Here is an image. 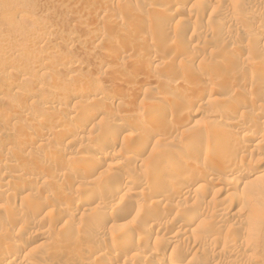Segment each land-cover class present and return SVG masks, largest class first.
Masks as SVG:
<instances>
[{
    "label": "rangeland",
    "instance_id": "1",
    "mask_svg": "<svg viewBox=\"0 0 264 264\" xmlns=\"http://www.w3.org/2000/svg\"><path fill=\"white\" fill-rule=\"evenodd\" d=\"M88 80L102 102L75 97ZM75 112L90 125L66 138ZM228 126L222 158L242 169L164 194L179 177L160 155L196 165ZM263 133L264 0H0V264H264V177L246 183Z\"/></svg>",
    "mask_w": 264,
    "mask_h": 264
},
{
    "label": "bare ground",
    "instance_id": "2",
    "mask_svg": "<svg viewBox=\"0 0 264 264\" xmlns=\"http://www.w3.org/2000/svg\"><path fill=\"white\" fill-rule=\"evenodd\" d=\"M184 6V5H183ZM182 5H180V7H183ZM179 7V8H180ZM165 20V18L163 19V21ZM162 21V22H163ZM26 48V47H25ZM247 54H249L248 53V50L246 49V48H244V47H241V48H239L238 49V51H237V53H236V55L238 56V57H241V56H244L245 57V55H247ZM235 55V56H236ZM119 65H122L123 63L125 64V62L122 60V61H118L117 62ZM245 67V66H244ZM246 68V67H245ZM242 69H244V68H242ZM199 73V72H198ZM125 74V73H124ZM200 74V73H199ZM196 75H197V73H196ZM68 77V76H67ZM130 78V77H129ZM126 80H128V78L127 79H124V80H122V84L123 83H125L126 82ZM130 80V79H129ZM90 81V82H89ZM92 80H88V83L89 84H84V86L83 87H81L79 90H78V93L75 95V97H81L80 95H86V97L87 96H91L92 97V99L90 100V101H93L94 103H95V101H101L102 102V98L101 97H98V94H97V85H95L94 83L93 84H91L92 82H91ZM86 82V81H85ZM62 84V83H61ZM60 84V85H61ZM174 85V84H173ZM172 85V86H173ZM64 86V85H63ZM118 87V86H117ZM122 88V87H121ZM101 91V90H100ZM77 92V91H76ZM100 94L102 95V93L100 92ZM71 95V94H70ZM96 95V96H95ZM101 95H99V96H101ZM169 95V96H168ZM168 97H173V98H179V97H181L182 95H183V90L182 89H180V88H170L169 89V91H168ZM115 96V95H114ZM85 97V96H84ZM88 97V98H89ZM167 97V98H168ZM66 98V97H65ZM118 98V97H117ZM183 98H185V97H183ZM182 98V99H183ZM73 99H74V97H73ZM120 99V98H119ZM189 99V98H188ZM187 100V99H186ZM191 100V102H192V99H190ZM87 101H89V100H87ZM188 101V100H187ZM92 102V103H93ZM125 102V101H124ZM196 102V101H195ZM93 103V104H94ZM110 103V102H109ZM130 102H128V104H129ZM111 104H113V103H111ZM88 105V104H87ZM86 105V106H87ZM123 105V104H122ZM89 106V108L91 107V103L88 105ZM93 106V105H92ZM98 106H96V108H97ZM125 107V106H124ZM134 107V106H133ZM93 108V107H92ZM92 108H90V109H92ZM123 108V107H122ZM61 109V108H60ZM114 110V109H113ZM126 110V109H125ZM128 110H131V109H128ZM112 111V110H111ZM85 112H86V110H85ZM92 112V111H91ZM93 112H96V110H93ZM130 112V111H129ZM163 113V112H162ZM162 113H160L159 114V116L157 117V119H160L161 117H162ZM90 114V113H89ZM79 115H80V113H79ZM95 115V114H94ZM217 115H219V114H217ZM81 116V115H80ZM87 116V115H86ZM93 116V115H92ZM78 113H73V115H71V116H69V117H65V120H64V124L61 126V128L59 129L60 130V134H62L63 136H67V135H69L70 136V134L72 133V135H73V131L75 130L76 132H74V134L76 133V134H78V135H81V133L82 132H87L86 131V129L89 127V119H88V117H87V119H81V123H80V125H78V129H77V127L76 126H74L75 124V121L74 120H77V123H78ZM91 117V116H90ZM219 117H221L222 118V114L221 115H219ZM224 117V116H223ZM81 118V117H80ZM79 118V119H80ZM115 118V117H114ZM118 118V117H117ZM154 118H156V116H154ZM112 119V118H111ZM112 120H114V119H112ZM133 120V119H132ZM135 120V119H134ZM80 121V120H79ZM220 121H221V119H220ZM218 119L217 120H215L214 122H213V124H212V127L214 128V127H217L218 125H219V122H220ZM110 122V121H109ZM112 122V121H111ZM129 122V121H128ZM159 122V121H158ZM248 122H249V120H248ZM120 123V122H119ZM160 123V122H159ZM236 123V122H235ZM123 124V123H122ZM129 124V123H128ZM233 124H234V122H233ZM262 124H263V122H262ZM125 125V124H124ZM130 125V124H129ZM128 125V126H129ZM155 125V124H154ZM221 125V124H220ZM244 125V124H243ZM80 126V127H79ZM157 126V125H156ZM159 126V125H158ZM72 127H76V129H74L73 131L71 130L72 129ZM134 127V126H133ZM220 127V126H219ZM218 128V127H217ZM263 128V127H262ZM91 129V128H90ZM123 129H124V127H123ZM157 129V128H156ZM59 130H58V132H59ZM85 130V131H84ZM128 130H129V128H128ZM152 130V129H151ZM260 130V129H259ZM72 131V132H71ZM147 131H149L148 129H147ZM158 131V130H157ZM226 133H224V134H222L223 136L222 137H218L216 140L218 141L216 144L215 143H213L214 144V146H211V145H209V144H205L204 143V145L202 146V144H201V146L203 147L202 148V152H201V156L199 157L200 159H199V161L200 160H202L204 157H206V156H209V157H213V158H217V159H219V161L218 160H214V162L213 161H209L211 164H213L212 166H213V168H212V170H207V169H205L204 167H203V165H201L202 163H200L198 160V162L200 163V164H198V162H197V164L195 165L194 164V162H193V160H192V158H194V157H186L185 159L184 158H182V155H180L179 154V152H169V150H167L168 152H166V153H164V154H161L160 156L161 157H159L158 159L159 160H161V162L163 161V165L161 166L162 167V169L166 172V174L168 175V177H172V175L171 174H174V175H177V178H178V180L177 181H170L169 183H167L168 185H167V188L165 189V191H164V194L166 193V192H169V193H167L168 195L169 194H171L170 193V191L171 190H174L177 194H178V197L180 196V198L182 199H186L187 200V198H190V197H197V195L200 193L199 191H200V187L202 186V184H201V186L198 188V190L199 191H197V189H196V187H195V189H192L191 187H190V184L191 183H194V182H197V181H199V179H200V177H203L202 179H205V180H207L208 182L209 181H214L215 180V174H214V171H215V168L217 167H219L220 168V170L219 171H221L222 170V172L223 171H227V172H233L235 169H238V171H240L241 169H242V162L241 161H237V159L236 158H229V159H226V158H222L223 156H222V152H223V144H222V139L224 140V138H225V136H228L229 135V133H231V135L235 132V130L233 131V128L231 127V126H228L227 128H226ZM119 132V131H118ZM120 132H123V131H120ZM119 132V133H120ZM152 132V131H151ZM233 132V133H232ZM131 133V132H130ZM149 133V132H148ZM158 133V132H157ZM75 134V135H76ZM153 135H154V133H152ZM152 134H149V136L151 137L152 136ZM156 134V133H155ZM160 134V133H159ZM158 134V135H159ZM221 135V134H220ZM238 135V134H237ZM236 135V136H237ZM242 136H240V137H242V138H245V139H247L248 137H249V134H247L246 132L244 133V134H241ZM258 135V134H257ZM256 135V136H257ZM60 136V135H59ZM65 136V137H66ZM77 136V135H76ZM139 136V135H138ZM261 136V135H260ZM263 136H264V133H263ZM84 137V136H83ZM87 137V136H86ZM129 138H134V137H132V135H130V136H128ZM127 137V138H128ZM142 137V136H141ZM140 137V138H141ZM215 137V136H214ZM238 137V136H237ZM239 137V138H240ZM66 138H70V137H66ZM94 138H96V137H94ZM138 138V137H137ZM136 138V139H137ZM147 138V137H146ZM149 138V137H148ZM213 138V137H212ZM163 139V138H162ZM204 139H206V138H204ZM203 139V140H204ZM214 139V138H213ZM251 139H257L255 136H251V138H249L248 140L250 141ZM74 140H76V139H74ZM89 140L91 141V140H93L92 138H89ZM139 140V139H138ZM143 140V139H142ZM157 140V139H156ZM234 140V139H233ZM130 141V140H129ZM155 141V140H154ZM160 141V139H158L157 140V142H159ZM213 141V140H212ZM89 142V141H88ZM128 142V141H127ZM162 142V141H161ZM164 142V141H163ZM207 142V141H206ZM214 142V141H213ZM93 143V142H92ZM130 143V142H129ZM148 143H150V142H148V140H146V139H144L143 141H142V143H141V146L144 148ZM260 143H261V140H259L258 142H256V143H254L252 146H254V147H256V146H258L259 147V145H260ZM242 144V143H241ZM246 144V143H245ZM244 144V145H245ZM248 144V143H247ZM92 145V144H91ZM90 145V146H91ZM126 145H128V144H126ZM125 145V146H126ZM150 145V144H149ZM148 145V146H149ZM156 145V144H155ZM96 147V146H95ZM94 147V148H95ZM106 146H104V147H102L101 149H98L99 150V153L101 152V153H109V151L105 148ZM108 148V147H107ZM126 148V147H125ZM201 148V147H200ZM241 148V147H240ZM165 149H168V148H165ZM224 149H226V148H224ZM254 149V148H253ZM144 150V149H143ZM90 151V150H89ZM156 151V150H155ZM180 151V150H179ZM226 151V150H225ZM98 152V151H97ZM154 152V151H153ZM152 151L150 152V153H153ZM164 152V151H163ZM103 154V155H104ZM112 154V153H111ZM95 155V154H94ZM110 155V154H109ZM176 155V156H175ZM200 155V154H199ZM96 156V155H95ZM146 158H149V156L148 157H146ZM131 159H136V158H134V157H132ZM156 159H157V156H156ZM156 159H155V161H156ZM151 160V159H150ZM260 160H261V158H260ZM263 160V159H262ZM231 161V162H230ZM188 164L187 166H186V163ZM205 162V161H204ZM230 162V163H229ZM261 162V161H260ZM259 162V163H260ZM153 163H155L154 161H153ZM230 164V166H227L228 164ZM159 165V164H158ZM210 165V164H209ZM154 166H155V164H154ZM184 166H186V167H184ZM182 167H184L185 168V170H183V172H179V171H177V169H179V168H182ZM205 167H206V165H205ZM217 168H216V170H217ZM159 169V168H158ZM152 171V173H153V170H151ZM218 171V170H217ZM224 173V172H223ZM78 174V173H77ZM80 174V173H79ZM150 174V173H149ZM226 174H228V173H226ZM128 175V174H127ZM142 175V174H141ZM154 175V174H153ZM246 175H247V182L246 183H248L249 184V182H257V181H259L260 179H262L263 177H264V170H260V171H258V170H253V171H250V172H248V173H246ZM85 176V175H84ZM130 176V175H129ZM75 177H76V179L77 178H81L82 179V174L81 175H75ZM167 177V176H166ZM167 177V178H168ZM170 177V178H171ZM181 177V178H180ZM215 177V178H214ZM129 178V177H128ZM128 178H126V179H121L122 180V182L126 185V183H128L129 182V180L130 179H128ZM169 178V179H170ZM176 178V177H175ZM174 177L172 178V179H175ZM142 179H144V180H147L148 178H147V175H144L143 174V176L141 177V180ZM217 179V178H216ZM111 181V180H110ZM136 181H138V179L136 180ZM137 183V182H136ZM145 183V182H144ZM147 183V182H146ZM113 184V183H112ZM133 184V183H132ZM245 184V183H244ZM122 185V184H121ZM135 185V184H134ZM145 185V184H144ZM193 185V184H192ZM108 186V185H107ZM117 186V185H116ZM111 187H113V186H111ZM115 187V186H114ZM120 188V187H119ZM85 189H87V190H89V189H91V187L89 186V187H87V188H85ZM113 189V188H112ZM116 190L117 189H113L112 191H111V195H115V193H116ZM131 191V190H130ZM134 193L136 192V191H133ZM199 192V193H198ZM163 193V192H162ZM174 193V192H173ZM176 193H174V194H176ZM197 193V194H196ZM166 194V195H167ZM194 194H196V195H194ZM142 195V194H141ZM140 195V196H141ZM154 196V195H153ZM164 197H166V196H164ZM111 198V197H110ZM140 198H142V197H140ZM182 199V200H183ZM162 200V198H160V199H158L157 201H156V203L158 202V201H161ZM164 200V199H163ZM162 200V201H163ZM178 200V199H177ZM128 201V200H127ZM132 201V200H131ZM185 201V200H184ZM184 201H182V203L184 202ZM154 203H155V201H154ZM155 203V204H156ZM159 203V202H158ZM157 203V204H158ZM125 205V204H124ZM168 206V205H167ZM179 206V205H178ZM39 207H41V206H39ZM128 207H129V205H128ZM132 207V206H131ZM42 209V208H41ZM131 209V208H130ZM129 208H128V210H130ZM129 213V211H126V213ZM150 213V212H149ZM193 213V212H192ZM125 214V213H124ZM160 214V213H159ZM126 215V214H125ZM128 215V214H127ZM196 215L197 214H192L191 215V217H190V219L188 220L189 221V224H190V221L191 220H195L194 218L196 217ZM150 216V215H149ZM156 220V219H155ZM161 224V223H160ZM181 229V228H180ZM188 230V229H187ZM130 231V230H129ZM124 233H126L125 231H124ZM130 233H131V231H130ZM129 233V234H130ZM141 234V233H140ZM119 236H117L118 238H116L117 239V242H119V241H121V242H123L124 240H125V242H126V239L128 238V236L129 235H127L126 236V234L124 235L123 233H122V235L121 234H118ZM178 235V234H177ZM177 235H174L173 236V241L175 240H179V237L177 236ZM140 236H142V235H140ZM115 239V240H116ZM128 241V240H127ZM171 241H172V239H171ZM172 241V242H173ZM117 246V244L114 242L111 246H109L110 247V249L112 250V252L111 253H113L114 252V249H116V246ZM119 245V244H118ZM108 247V248H109ZM21 249V248H20ZM117 250V249H116ZM104 252V251H103ZM190 253V252H189ZM115 254V253H114ZM114 257H112V261L114 262V259H113ZM115 260H116V258H115Z\"/></svg>",
    "mask_w": 264,
    "mask_h": 264
}]
</instances>
